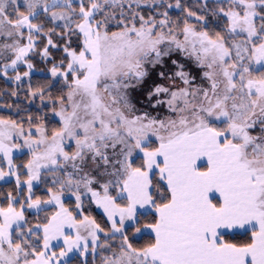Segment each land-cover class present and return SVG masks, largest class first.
<instances>
[{"label": "snow or ice", "instance_id": "snow-or-ice-1", "mask_svg": "<svg viewBox=\"0 0 264 264\" xmlns=\"http://www.w3.org/2000/svg\"><path fill=\"white\" fill-rule=\"evenodd\" d=\"M0 264H264V0H0Z\"/></svg>", "mask_w": 264, "mask_h": 264}]
</instances>
